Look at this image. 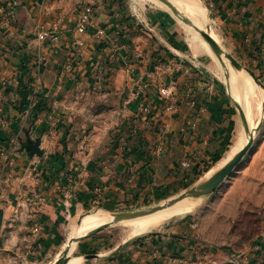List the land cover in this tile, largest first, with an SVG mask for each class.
<instances>
[{"label":"crops","instance_id":"crops-1","mask_svg":"<svg viewBox=\"0 0 264 264\" xmlns=\"http://www.w3.org/2000/svg\"><path fill=\"white\" fill-rule=\"evenodd\" d=\"M4 1L0 4V83L6 77L14 83L0 92L4 107L0 120V264H54L69 241L79 237L74 244L79 264H144L142 260L149 259L140 252L144 242L91 258L87 247L95 234L64 240L66 227L95 204L112 203L111 198L130 200L143 188L165 189L167 182L174 185L190 179L200 163L218 153L224 136L215 124L217 118L209 116L213 105L209 100L210 54L176 35L167 39L165 33L172 32L160 30L166 24L162 17H154L156 26L145 25L127 0H89L86 6L93 5L97 14L95 26L84 36L76 34L83 7L75 17H67L42 6L43 0ZM207 2L217 15L229 16L230 21L242 17L246 35L256 29L247 23L253 20L249 18L264 12V0ZM12 5L16 6L15 20L5 28L2 14L7 15ZM40 24L58 30L60 43L39 44L33 31ZM99 28L106 32L100 38L95 35ZM77 38L85 41L83 48L74 45ZM166 47L172 56L166 55ZM66 64L72 68L66 69ZM141 84H148L150 90L144 91L150 100L152 94L159 96L164 85L172 86L174 95L170 102L162 100L164 106L153 105L150 115L134 121ZM94 96L99 104L79 100ZM170 103L176 104L174 113L167 111ZM114 127L134 129L128 136L112 135L113 140L106 135L96 143L100 139L94 137L102 129ZM29 140H40L41 158L27 153ZM184 161L190 163L189 168L182 166ZM41 162L47 168L39 180ZM171 239L176 244L175 255L172 258L160 250V263H185L182 252L187 247L193 250L195 242L179 233ZM159 243L164 247L166 242L159 239Z\"/></svg>","mask_w":264,"mask_h":264},{"label":"rangeland","instance_id":"rangeland-1","mask_svg":"<svg viewBox=\"0 0 264 264\" xmlns=\"http://www.w3.org/2000/svg\"><path fill=\"white\" fill-rule=\"evenodd\" d=\"M170 1L177 7L179 13L183 14V17L191 21V23L184 22L182 18L176 16L160 0H127V3L129 2L127 5L145 25L149 22L151 25L156 26L158 23L154 19L155 16L164 18L166 24L161 25L163 28L160 29L159 27V29L163 33L166 31L172 32V34L165 33L167 39H170L172 35H176L185 44H191V46L196 45L203 49L205 47L200 40L205 44L208 43L201 38L202 36L199 31H196L193 27L192 22L195 23L198 28L207 31L226 53L233 56L243 66V70L239 71L229 60L225 58L219 59L209 44L208 47L211 53L205 48L211 56L209 57L208 80L209 100L213 102V105L212 109L209 110V116L214 119L217 118L218 120L215 121V124L220 127V132L224 136V144L221 146L224 152L221 153L222 151H218L213 158L209 156L206 161L200 163L201 166L185 182H182L184 179L174 185L167 182L165 189H159V187L152 188V190L143 188L136 198L132 197V194V199L130 200L122 198L123 200L118 202L111 198L112 203L93 205L86 209L81 216L75 218L68 224L64 240L90 233L88 232L82 235L77 232V228L82 224L81 220L88 215L103 211L110 215V223L115 222L117 218L120 221L112 223L91 238L90 247H87V255L91 256V258L113 248H124L126 244L132 246L135 240L142 238L136 241L135 244L140 245L144 242V245L140 248V252L142 255H148L149 257V259L142 260L144 264H161L159 252L162 253V251L160 250L163 249L165 251L164 254L170 253L173 258L176 244L171 238H174V235L179 233L191 237L196 244L193 250H189L190 248L187 247V243L184 244L187 248L182 254H186V260L185 263L180 264H259L264 261V12L260 16L248 17L253 20H249L247 23L249 25L254 24L256 29L250 32L249 35H246L248 31L241 29L243 28L240 24L242 23L240 21L242 17L239 16V19L232 18L230 21L229 16L217 15L214 8L208 6L207 0H195L206 12L207 22L202 25L191 17L185 7L179 5L175 0ZM1 2L5 1L0 0V4ZM88 3L89 0H43L42 6H49L50 10L59 11L64 16L75 17L78 10ZM14 7L16 6L14 5ZM2 15H6V13L4 12ZM138 27L141 28V25H138ZM166 42L173 45L170 40ZM141 46L143 48L148 47L146 43H142ZM168 49L170 47H166L165 49L166 55L172 56L169 54ZM232 71L240 76L246 75L250 77L249 74H251L259 81V84H255L252 80L255 84V94L249 100L251 114L246 115L250 131L254 136V143L251 150L217 191L209 195L187 196L188 198L185 197L184 200L179 201L173 206L160 209L154 215L173 210L183 205H194L189 212L166 218L150 232L134 237L132 227L128 223L148 218L153 216V214L132 219V221L128 218L146 213L148 209L165 206L168 203L174 202L181 196L210 180L214 174L226 166L216 168L231 151L241 132L246 131L241 113L235 103L237 99L231 94L230 83L232 76L230 74ZM226 80L229 81L227 82ZM74 97L76 102L77 93ZM151 98H153V100H150L152 109L153 105L156 104L164 106L162 100L165 99H162L163 97L160 94L159 96L158 94H152ZM81 99L83 103L89 102L87 104H99L100 102L96 96L93 98L79 97V100ZM236 102L238 103V100ZM238 104H241L244 110L242 103L239 102ZM259 126L260 130L257 131ZM133 129V127L126 129L124 127L119 129L117 127L102 129L99 136L94 137V139H100L96 141L97 143L103 139L105 140L106 135H111L110 138L112 135L120 138L125 133V136H128ZM91 131H87V133ZM247 134L249 141L251 138L250 135L252 134H249V132ZM114 137H112L113 140ZM235 156L236 154L232 159ZM42 162L40 163L42 170L38 172L39 180H42L41 173L47 168V164ZM214 169L215 171L209 176L208 173ZM33 181L37 182L36 180ZM26 192L28 194H34L31 190H26ZM125 212H127V215L117 216ZM103 225H99L93 230ZM159 239L166 242L164 247L159 245L161 244L159 243ZM75 248L76 245H73L70 261L73 258H77L75 256L79 251H76ZM152 252L154 253V259L150 256ZM163 264L178 263L163 260Z\"/></svg>","mask_w":264,"mask_h":264},{"label":"bare ground","instance_id":"bare-ground-1","mask_svg":"<svg viewBox=\"0 0 264 264\" xmlns=\"http://www.w3.org/2000/svg\"><path fill=\"white\" fill-rule=\"evenodd\" d=\"M175 1L178 2L179 5L185 7L188 10V12L190 13L191 17L193 19H195V21H198V23H200L201 25L203 23L207 22L206 12L202 9L201 5L199 3H197V1H195V0H175ZM196 24H197V22H196ZM195 36L199 39V37L197 35H195ZM200 41L202 42V45L208 50V52H210L211 50L208 47L209 45L205 44L202 40H200ZM230 76H232L231 77V83H230V89L232 92L231 94H233L235 96V98L238 100V103L239 102L242 103V105L244 106V110L246 112V115H250L251 110L249 108V100L252 97V95L255 94L254 82L252 81V79L250 77H248L246 75L240 76L233 71L231 72ZM246 133H247L246 131L241 132V135L237 139L235 145L232 147L231 151L226 155V157L219 163L218 167H216L217 169L225 166L232 159V157L235 154H237L245 146V144L248 142V134L246 135ZM250 137H251V135H250ZM214 171H215V169L210 171L208 173V175L210 176ZM192 206H194V205H192V204L183 205V206H180V207L175 208L173 210L164 211V212H161V213H158L155 215L153 214V216H150V217L142 219V220L133 221V222L128 223V224H129V226L132 227L134 237L137 235L146 234V233L150 232L151 230L155 229L158 225H160L164 219L169 218V217H173L176 215L177 216L183 215L186 212H189L191 210ZM124 215H127V213L122 214V215L120 214L117 216H124ZM110 222H111L110 215L103 212V211H99L97 213L88 215L85 218H83V220H81V223H82L81 226L77 228V232L79 234L83 235V234H86L88 232H91L94 228L98 227L99 225L110 223ZM80 261H81V259L77 257V258H73L71 261H69L68 264H79Z\"/></svg>","mask_w":264,"mask_h":264},{"label":"water","instance_id":"water-1","mask_svg":"<svg viewBox=\"0 0 264 264\" xmlns=\"http://www.w3.org/2000/svg\"><path fill=\"white\" fill-rule=\"evenodd\" d=\"M160 1L163 4H165L166 6H168L176 16H178L179 18H182V20L184 22H190L191 23V21H188V20H186V18L183 17V14L179 13V10L177 9V7H175V5L170 0H160ZM192 25L196 31H199L202 38L211 46L213 52L215 53V55H217L219 57V59L225 58L226 60H229L237 70H239V71L243 70V66L241 64H239L233 56L226 53L222 49V47L219 45V43L207 31L198 28L195 25V23H193V22H192ZM249 76L252 78V80L255 82V84H259V81L257 79H255L251 74H249ZM228 92H229V89H228ZM235 103H236V106L241 113L242 120H243L244 126H245V130L247 132H249V134H252L248 143L236 154V156L232 160H230L228 162V164H226V166L224 168H222L218 173L214 174L212 176V178L210 180H208L207 182L201 184L199 187H197L194 190H191L190 192L181 196L180 198H178L174 202L168 203L165 206H159V207H156L153 209H148L146 211V213H141L138 216H132V217L128 218L129 220L136 219L139 217H146L147 215H152V214L160 211V209L167 208V207H170V206L177 204L179 201L184 200L185 197H187V196L191 197V196L209 195L211 193H214L215 191H217L221 187V185L225 182V180L240 165V163L243 161L245 156L251 150L253 143H254V136H253V133H251L250 127L247 123L245 111L243 110V108L241 107L240 104H238L236 101H235ZM259 130H260V126L258 127L257 131H259ZM40 143H41L40 140H37V141H30L29 140L27 142V144L25 145V149H26L27 153L32 157L33 156L42 157L44 152L40 148ZM119 221L120 220L117 218L115 220V222H112V223H117ZM112 223H106L103 226H100L99 228L88 233L87 235L96 234L99 231L110 226ZM80 239H81V237L70 240L68 245L66 246L65 250L63 251L62 256L56 261L55 264H68L71 257H72V246L75 243H77Z\"/></svg>","mask_w":264,"mask_h":264},{"label":"built area","instance_id":"built-area-1","mask_svg":"<svg viewBox=\"0 0 264 264\" xmlns=\"http://www.w3.org/2000/svg\"><path fill=\"white\" fill-rule=\"evenodd\" d=\"M15 7L12 5L10 8V11L5 17L3 18V26L5 28H10L12 26L13 21L15 20ZM96 9L93 5H87L84 6L81 9L77 26H76V34L78 36H84L88 34V31L90 28L95 26V19H96ZM105 30L103 28L97 29L96 32V37H103L105 36ZM33 35L37 42L39 44H44L47 41L53 43V44H59L61 40V35L58 32V30H53L49 27H47L45 24H40L37 26V28L33 31ZM130 35L129 34H124L123 38L124 39H129ZM74 45L79 48H83L85 46V41L82 39L75 40ZM66 69H71L72 65L71 64H66L65 65ZM14 80L13 78H3L1 83H0V92L3 93L4 89L13 86ZM149 89L148 84H141L138 87V93H137V98L139 99V113L136 115V119L134 121H138L141 119L140 117L145 116L147 114H150L152 112V104L149 99V97L145 94V91ZM145 90V91H144ZM159 94L167 101L170 102L174 95V89L172 86L164 85L160 87L159 89ZM167 111L174 113L176 111V104L175 103H170L167 105ZM4 112V107L3 105L0 104V120L2 119V114ZM162 145L159 146L158 151L162 152ZM182 166L184 168H189L190 163L188 161H184L182 163ZM38 231V229L36 230Z\"/></svg>","mask_w":264,"mask_h":264},{"label":"trees","instance_id":"trees-1","mask_svg":"<svg viewBox=\"0 0 264 264\" xmlns=\"http://www.w3.org/2000/svg\"><path fill=\"white\" fill-rule=\"evenodd\" d=\"M220 151H222L221 153L224 152V150H222V149H220L219 152H220ZM187 180H189V178H185L182 182H185V181H187ZM140 239H142V238H139V239L135 240L133 244H135L136 241H138V240H140ZM141 242H142V241H141ZM137 243H138V242H137Z\"/></svg>","mask_w":264,"mask_h":264}]
</instances>
